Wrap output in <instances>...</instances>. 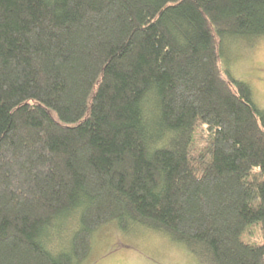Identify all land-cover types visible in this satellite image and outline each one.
<instances>
[{
	"label": "trees",
	"instance_id": "obj_1",
	"mask_svg": "<svg viewBox=\"0 0 264 264\" xmlns=\"http://www.w3.org/2000/svg\"><path fill=\"white\" fill-rule=\"evenodd\" d=\"M263 36L264 0H0V264L109 222L264 264V108L222 64Z\"/></svg>",
	"mask_w": 264,
	"mask_h": 264
},
{
	"label": "rangeland",
	"instance_id": "obj_2",
	"mask_svg": "<svg viewBox=\"0 0 264 264\" xmlns=\"http://www.w3.org/2000/svg\"><path fill=\"white\" fill-rule=\"evenodd\" d=\"M225 53L222 63L224 68L234 77L248 82L255 102L264 108V36L252 44L243 41L228 44ZM258 226L251 225L243 238L247 241H263ZM57 239L60 240V237ZM57 245L62 246L58 240ZM74 264L202 263L182 245L161 232L141 226L125 231L116 223L109 222L93 234L90 254Z\"/></svg>",
	"mask_w": 264,
	"mask_h": 264
}]
</instances>
